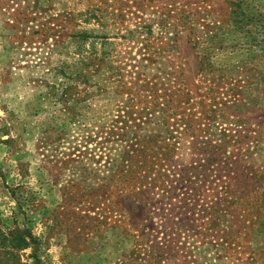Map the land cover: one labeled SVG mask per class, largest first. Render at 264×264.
Wrapping results in <instances>:
<instances>
[{
  "label": "rangeland",
  "instance_id": "obj_1",
  "mask_svg": "<svg viewBox=\"0 0 264 264\" xmlns=\"http://www.w3.org/2000/svg\"><path fill=\"white\" fill-rule=\"evenodd\" d=\"M152 83L195 134L157 110L127 121L152 112ZM168 129L178 167L225 142L213 175L228 172L229 201L101 196L110 148ZM13 230L32 235L13 264H264V0H0V234Z\"/></svg>",
  "mask_w": 264,
  "mask_h": 264
},
{
  "label": "trees",
  "instance_id": "obj_2",
  "mask_svg": "<svg viewBox=\"0 0 264 264\" xmlns=\"http://www.w3.org/2000/svg\"><path fill=\"white\" fill-rule=\"evenodd\" d=\"M159 86L161 85L152 83L148 86V89L145 88L149 92L147 96L149 98H145L144 102H148L152 112L147 113L143 105L138 106L140 110L137 109L136 111L130 112L127 115V121L133 122L134 124L136 121L143 122V118L146 120L156 119L158 117L155 116V110H157L160 113V117L156 120L164 128H169L173 123L176 124L180 121L183 124V131H186L185 133H189V135L195 134V127L190 125L191 119H176L175 116L177 113L171 106L170 98H165L163 102H159L158 99L161 96L157 92V90L161 89ZM162 90L167 91L168 88H162ZM136 125L139 124L136 123ZM173 132L174 130L168 129L166 131L168 136L162 140L133 136V141L124 139L125 144L121 147L110 148L108 152L113 150L114 153L112 156L107 153L108 156L105 162L108 164L106 170L108 175L104 176V179L107 178L108 182L103 180L96 188L103 190L101 196L108 192H116V194L127 192L128 194H132L135 200L141 201L139 199L140 196L152 192L157 186L160 189L162 188L163 191L165 190V192L170 193V196H176L175 192L177 190L184 189L185 191L181 193L182 195L178 200L180 202V210H187L189 207H193V212L195 210V204L199 202L209 207V204H213L214 202H220L221 205H224L229 201L228 194L224 191L229 184L228 172L225 174L219 173L217 176L213 175L214 171L224 170L228 162L223 159L226 158L224 157L225 142L220 145L210 146L209 151L212 152L208 153L207 157L192 159L185 166L178 167L174 163L175 160L173 157V154L178 148V140L173 135ZM125 133L127 135L129 132ZM91 134L88 132L83 135V141L88 142L91 139ZM130 135H132V132ZM196 144L198 143H195L194 149L201 150V147H197L198 145ZM234 163L236 164L237 161ZM238 170L239 168L234 171L235 176L233 175L232 180H239L237 187L241 189L243 187L242 183H240L242 174L237 172ZM213 184L215 185L211 187ZM209 187H211L212 191H216V193L222 191L221 196L214 195L213 199H217V201H212L211 199H209V202L207 201L205 188ZM235 198L237 202L242 199L240 195H237ZM91 200L89 198L90 202ZM199 211H203L206 214L205 208H200ZM198 216L201 218L208 217V215L203 214H198ZM208 219L210 220V218ZM181 229L182 227L179 226V232ZM172 234L176 236L178 233L175 232ZM166 236L167 241L172 239L170 238L171 236L173 237L171 232L167 233ZM173 238L175 239V237ZM30 240H32V235L27 230H13L6 235L0 234V264L15 263L17 250L26 247ZM3 244H6V246Z\"/></svg>",
  "mask_w": 264,
  "mask_h": 264
}]
</instances>
